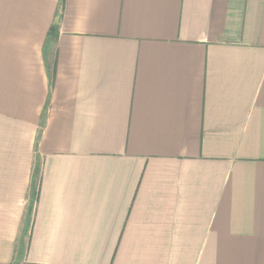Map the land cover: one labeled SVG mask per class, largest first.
<instances>
[{
    "label": "crops",
    "instance_id": "0c3cea01",
    "mask_svg": "<svg viewBox=\"0 0 264 264\" xmlns=\"http://www.w3.org/2000/svg\"><path fill=\"white\" fill-rule=\"evenodd\" d=\"M0 264H264V0H0Z\"/></svg>",
    "mask_w": 264,
    "mask_h": 264
},
{
    "label": "trees",
    "instance_id": "16d2710c",
    "mask_svg": "<svg viewBox=\"0 0 264 264\" xmlns=\"http://www.w3.org/2000/svg\"><path fill=\"white\" fill-rule=\"evenodd\" d=\"M57 32V25H52L50 30H49V33H48V36H53L55 35V33ZM39 167H37V171H38ZM38 173V172H37Z\"/></svg>",
    "mask_w": 264,
    "mask_h": 264
}]
</instances>
